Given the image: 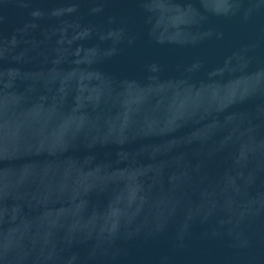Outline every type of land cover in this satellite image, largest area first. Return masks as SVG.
Listing matches in <instances>:
<instances>
[{
  "label": "water",
  "instance_id": "water-1",
  "mask_svg": "<svg viewBox=\"0 0 264 264\" xmlns=\"http://www.w3.org/2000/svg\"><path fill=\"white\" fill-rule=\"evenodd\" d=\"M0 264H264V0H0Z\"/></svg>",
  "mask_w": 264,
  "mask_h": 264
}]
</instances>
